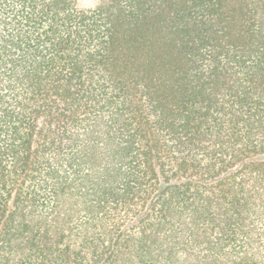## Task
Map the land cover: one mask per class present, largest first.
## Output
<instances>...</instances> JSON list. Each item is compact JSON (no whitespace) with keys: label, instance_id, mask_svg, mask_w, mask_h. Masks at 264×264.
Here are the masks:
<instances>
[{"label":"trees","instance_id":"obj_1","mask_svg":"<svg viewBox=\"0 0 264 264\" xmlns=\"http://www.w3.org/2000/svg\"><path fill=\"white\" fill-rule=\"evenodd\" d=\"M0 264H264V0H0Z\"/></svg>","mask_w":264,"mask_h":264}]
</instances>
